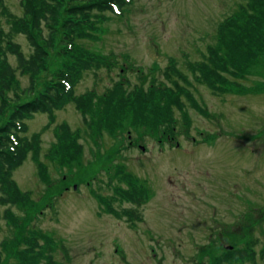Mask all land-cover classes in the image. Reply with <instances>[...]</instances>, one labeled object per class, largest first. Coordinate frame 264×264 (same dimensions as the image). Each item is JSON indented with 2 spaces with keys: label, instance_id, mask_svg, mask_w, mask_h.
Wrapping results in <instances>:
<instances>
[{
  "label": "rangeland",
  "instance_id": "obj_1",
  "mask_svg": "<svg viewBox=\"0 0 264 264\" xmlns=\"http://www.w3.org/2000/svg\"><path fill=\"white\" fill-rule=\"evenodd\" d=\"M239 3L131 0L122 15L104 14L90 37L77 39V49L101 62L83 70L74 87L76 97L92 96L90 109L82 112L71 100L54 109L52 120L46 113L27 120L26 135H39L38 161L47 179L39 178L31 152L14 170L12 179L30 201L11 207L16 226L0 218L1 264H253L221 261L225 253L248 246L255 264L264 263V82L252 86L264 80V63L252 69L258 72L229 77L249 89L236 94L213 93L189 68L204 60L207 47L217 42L218 25ZM3 4L21 16V0ZM0 27L8 30L1 13ZM12 38L30 52L23 35ZM57 51H51L29 97L70 59L56 57ZM8 57L14 67L15 57ZM178 71L181 79L168 75ZM16 74L9 96L15 88L32 93L29 77ZM171 81L197 104L181 96V109L173 106L172 145L158 142L129 107L112 127L103 125L97 99L109 90L128 94L151 83L173 88ZM62 123L81 146L77 165L49 155ZM138 188L144 191L139 199ZM123 192L135 200L121 197ZM4 208L0 204L1 215ZM223 232L236 236L210 240V233ZM20 250L27 251L24 260Z\"/></svg>",
  "mask_w": 264,
  "mask_h": 264
},
{
  "label": "trees",
  "instance_id": "obj_2",
  "mask_svg": "<svg viewBox=\"0 0 264 264\" xmlns=\"http://www.w3.org/2000/svg\"><path fill=\"white\" fill-rule=\"evenodd\" d=\"M241 1L233 15L218 25L217 42L207 47L204 60L189 65L195 79L215 94L246 92L248 88H239V84L229 77L237 79L239 76L245 77L244 73L258 72L252 69L264 63V0ZM130 3L131 0H21L22 14L14 16L7 12L3 0H0V13L8 21V30L0 27V204L5 206L0 218H5L9 225L17 224L11 207L27 206L30 201L28 192H22L12 179L14 170L23 164L29 152L38 167L39 178L45 182L47 179V173L38 161L39 135H26L27 120L36 113H46L52 120L54 109L71 100L82 112L90 109L92 96L85 94L76 97L74 87L83 70L100 66L101 62L96 55L77 49L76 41L90 37L98 29L97 24L104 19V14L122 15ZM17 34L24 36L30 47L29 53H25L13 40V35ZM56 48V57L67 56L70 59L55 72V78L42 91L29 97V94H35L36 80L47 71L50 53ZM8 55L15 57L14 67ZM16 73L29 77L27 90L32 93L15 88L9 96ZM174 74L181 79L182 73L179 71L168 75L175 77ZM261 82L264 80H253L252 86L263 85ZM166 86L164 83H151L147 89L133 90L128 94L119 90L118 95L109 90L97 99L105 113L107 123L102 122L103 125L112 127L116 118L129 107L128 110L134 112L136 122L146 124L157 136L162 131H165V135L169 131L171 137L177 131L173 106L181 109V96L188 98L195 106L197 104L176 82L173 88ZM252 86L251 90H254L256 87ZM22 95L26 96L25 100ZM56 137V143L49 150L50 157L62 163L70 162L69 166L75 162L77 165L81 146L76 134L66 123H62L57 127ZM136 191L137 197L144 192L139 188ZM120 196L135 200L126 192ZM26 252L20 250L18 256L24 260ZM233 259L240 262L249 260L255 264V253L248 246L225 253L221 261L229 263Z\"/></svg>",
  "mask_w": 264,
  "mask_h": 264
},
{
  "label": "flooded vegetation",
  "instance_id": "obj_3",
  "mask_svg": "<svg viewBox=\"0 0 264 264\" xmlns=\"http://www.w3.org/2000/svg\"><path fill=\"white\" fill-rule=\"evenodd\" d=\"M168 140H170V139H169V138H163V139L158 140V141H159V142H160V141H161V142H162V141L165 142V141H168ZM141 187H144V186H141ZM142 189H143V188H142ZM142 189H141V190H142ZM137 198H138V197H137ZM244 218H245V216H244ZM238 225H240V221H239ZM238 225H237V226H238ZM245 225H248V224H245ZM232 226H234V224H232ZM219 235H221V234H220V233H219V234L217 233L216 236L214 237L213 234L210 233V234H209V236H210V240L213 241V240H217L218 238H222V237L219 236Z\"/></svg>",
  "mask_w": 264,
  "mask_h": 264
}]
</instances>
